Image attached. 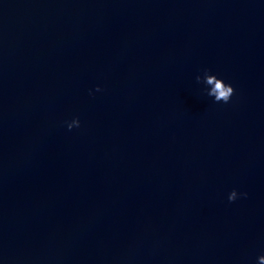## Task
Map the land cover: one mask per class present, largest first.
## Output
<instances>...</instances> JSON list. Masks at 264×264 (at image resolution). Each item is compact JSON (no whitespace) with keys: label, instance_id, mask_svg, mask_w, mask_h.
Returning <instances> with one entry per match:
<instances>
[{"label":"water","instance_id":"95a60500","mask_svg":"<svg viewBox=\"0 0 264 264\" xmlns=\"http://www.w3.org/2000/svg\"><path fill=\"white\" fill-rule=\"evenodd\" d=\"M260 255L264 0H0V264Z\"/></svg>","mask_w":264,"mask_h":264},{"label":"clouds","instance_id":"9594fccd","mask_svg":"<svg viewBox=\"0 0 264 264\" xmlns=\"http://www.w3.org/2000/svg\"><path fill=\"white\" fill-rule=\"evenodd\" d=\"M203 72H204V76L207 79V81L214 85V87L207 92V95L209 97L214 98L213 99L214 103H220V102H223L224 104L229 103L235 92V88L233 84L231 82H226L225 79L222 77H218V75L213 73L211 69L204 68ZM197 79H200V78L198 77ZM95 91L96 92L101 91V88L99 85L96 86ZM92 94H93L92 89H89V95H92ZM64 123L67 125L68 130H72L73 128H79L81 121H80V118L76 116V117H73L71 120H66ZM241 197L247 198L248 193L241 192L233 188L228 193L227 199L229 202H234ZM257 259H258V264H264V255H260Z\"/></svg>","mask_w":264,"mask_h":264}]
</instances>
